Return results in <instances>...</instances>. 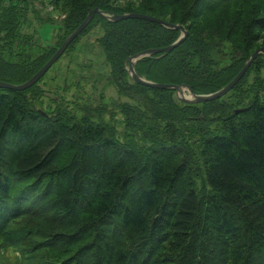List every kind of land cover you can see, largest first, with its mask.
<instances>
[{
    "label": "trees",
    "instance_id": "obj_1",
    "mask_svg": "<svg viewBox=\"0 0 264 264\" xmlns=\"http://www.w3.org/2000/svg\"><path fill=\"white\" fill-rule=\"evenodd\" d=\"M47 2L65 17L0 0V79H29L96 6L184 24V41L135 67L199 93L223 87L264 46L255 43L264 0ZM43 21L58 27L52 43L38 33ZM95 25L127 97L115 104L123 132L48 94L45 75L23 90L0 87V264H264V53L225 95L186 102L128 68L129 56L174 42L180 29L97 12L65 51Z\"/></svg>",
    "mask_w": 264,
    "mask_h": 264
},
{
    "label": "rangeland",
    "instance_id": "obj_2",
    "mask_svg": "<svg viewBox=\"0 0 264 264\" xmlns=\"http://www.w3.org/2000/svg\"><path fill=\"white\" fill-rule=\"evenodd\" d=\"M43 1L34 0L43 16L48 13L56 15L64 12L55 9L53 4L47 2L48 0H45L46 3L43 7ZM125 1L137 5L140 0ZM47 11L49 12L47 13ZM57 28L56 23L52 21H43L37 24L38 33L45 44L54 42ZM103 33L104 29L100 25H95L81 34L47 70L40 84L48 94H53V91L60 94L65 93L69 98L70 106H73L78 113L83 114L86 108V113L92 115L93 118L112 122L118 126L120 132H123V115L115 104L127 97L120 94L110 79L111 67L99 42V37ZM263 42L264 30L262 36L255 43ZM73 99L76 101H72ZM47 100L49 99H45L44 105ZM13 254L12 251L4 252L5 256H13Z\"/></svg>",
    "mask_w": 264,
    "mask_h": 264
},
{
    "label": "water",
    "instance_id": "obj_3",
    "mask_svg": "<svg viewBox=\"0 0 264 264\" xmlns=\"http://www.w3.org/2000/svg\"><path fill=\"white\" fill-rule=\"evenodd\" d=\"M97 12L100 13L102 16L106 17L107 19H111V20H120L124 18H144L159 22L165 26H169L181 30L179 37L174 42L165 46L146 48L142 51L136 52L133 55L129 56L128 68L130 70L132 77L143 84L156 88H176L178 96L186 102H204L225 95L243 77V75L246 73L247 69L255 60V58L260 53H264V46L257 47L254 50V52L249 56V58L246 60V62L244 63L242 68L238 71V73L227 84H225L223 87L215 91H211L207 93L196 92L191 85L186 83H170V82H159V81L150 80L140 75L137 72L135 67L136 61L146 55L172 50L173 48L178 46L182 41L185 40V38L189 33L188 29L185 27L184 24L173 23L171 21H168L162 17L153 14H148L139 11L111 13L107 10L101 9L100 7L96 6L88 12V14L83 19V21L63 40V42L57 48L54 54L29 79L20 83L0 79V87L23 90L36 83L47 72V70L56 62V60L64 53V51L67 49L69 44L84 30V28H86V26L90 23L95 13ZM241 110L242 109H237V111H241Z\"/></svg>",
    "mask_w": 264,
    "mask_h": 264
},
{
    "label": "built area",
    "instance_id": "obj_4",
    "mask_svg": "<svg viewBox=\"0 0 264 264\" xmlns=\"http://www.w3.org/2000/svg\"><path fill=\"white\" fill-rule=\"evenodd\" d=\"M51 9H52V7H51ZM57 19H60V18H63V17H65V13H62V14H56V15H54Z\"/></svg>",
    "mask_w": 264,
    "mask_h": 264
}]
</instances>
